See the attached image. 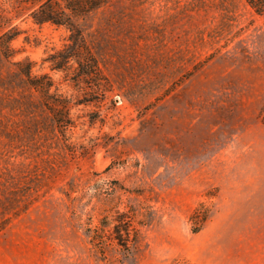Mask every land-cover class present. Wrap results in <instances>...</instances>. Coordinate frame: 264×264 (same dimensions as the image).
I'll list each match as a JSON object with an SVG mask.
<instances>
[{"label":"rangeland","instance_id":"rangeland-1","mask_svg":"<svg viewBox=\"0 0 264 264\" xmlns=\"http://www.w3.org/2000/svg\"><path fill=\"white\" fill-rule=\"evenodd\" d=\"M38 4L0 0V264H264V177L238 176L264 164V14L108 0L76 19L83 77L52 69L70 33Z\"/></svg>","mask_w":264,"mask_h":264},{"label":"trees","instance_id":"trees-1","mask_svg":"<svg viewBox=\"0 0 264 264\" xmlns=\"http://www.w3.org/2000/svg\"><path fill=\"white\" fill-rule=\"evenodd\" d=\"M38 6L32 11L31 16L36 24L42 25L45 23H51L58 26H65L69 35V44L60 52L56 57L57 60H52L53 70H65L72 60L78 63L79 73L83 77H96L98 75V65L94 58L86 37L80 28L77 18L85 17L93 10L100 8L108 0H38ZM246 2L254 8L259 14H264V0H246ZM12 36H8L7 33L0 36V50L7 57H12L15 54L14 49L10 46ZM89 68V69H86ZM33 63H29L23 69V73L27 77V81L30 85L37 87L46 95H50V90L53 86V81L46 76L39 78L44 81L39 82L37 77L33 74ZM39 82V83H38ZM262 121L264 122V116ZM197 211L195 214H199ZM202 220H206V216H202ZM120 224L115 225L114 231L117 236L121 235ZM127 235L130 238L132 236L131 229L127 230ZM120 240V239H119ZM128 245V243H127ZM129 246V245H128Z\"/></svg>","mask_w":264,"mask_h":264},{"label":"crops","instance_id":"crops-1","mask_svg":"<svg viewBox=\"0 0 264 264\" xmlns=\"http://www.w3.org/2000/svg\"><path fill=\"white\" fill-rule=\"evenodd\" d=\"M224 147L226 148V150H229V146L227 144ZM235 147L238 148V145H235ZM254 152L256 151L252 148L244 151L242 158L250 159L251 166L244 167L243 171L238 175L242 179V182L255 183L257 179L264 177V164H260V165L255 164L254 160L257 154H254ZM226 157L229 158V154H227ZM236 158L237 159L240 158L239 150H237Z\"/></svg>","mask_w":264,"mask_h":264}]
</instances>
